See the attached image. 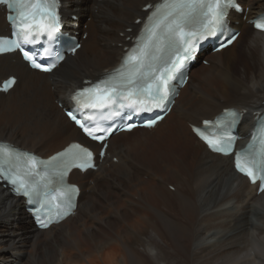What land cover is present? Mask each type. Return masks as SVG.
I'll return each instance as SVG.
<instances>
[{"label": "bare ground", "instance_id": "6f19581e", "mask_svg": "<svg viewBox=\"0 0 264 264\" xmlns=\"http://www.w3.org/2000/svg\"><path fill=\"white\" fill-rule=\"evenodd\" d=\"M61 1L66 30L87 35L74 57L49 75L29 70L16 54L0 57V81L17 79L0 94V141L42 158L71 142L98 152L62 108L83 80H97L119 63L141 26L134 21L147 15L142 7L156 2ZM238 2L244 12L229 19L240 34L220 53L198 55L208 67L195 75L191 67L168 115L140 135L130 137L133 129L111 136L109 157L96 172L70 174L68 183L80 188L74 217L39 231L24 200L0 184V264H264V191L257 195V187L234 172L232 156L210 153L190 130L230 108L243 113L238 133L246 136L256 114H264V34L247 24L264 13V0ZM8 33L0 9V36ZM170 182L173 192L165 191ZM50 245L58 257H33Z\"/></svg>", "mask_w": 264, "mask_h": 264}, {"label": "snow or ice", "instance_id": "6c2138e0", "mask_svg": "<svg viewBox=\"0 0 264 264\" xmlns=\"http://www.w3.org/2000/svg\"><path fill=\"white\" fill-rule=\"evenodd\" d=\"M57 2L58 0H8L7 6L15 12V16H9V20L19 22L24 42H32L35 33L46 32L48 38H52V34L59 29V17L55 11ZM233 3L234 0H160L149 15L143 34L121 67L105 80L78 91L73 99L86 110L103 109L109 104L119 103L121 98L132 101L129 107H134L137 103L152 102L156 107L163 108L168 99V82L173 78L172 74L182 67L183 53L189 51L196 39L222 27L224 9ZM255 26L264 29V22H256ZM4 45L20 47L16 41H0V51L4 50ZM25 58L43 71H51L55 67L54 64L43 67L27 53ZM100 93L104 95L101 96ZM120 106L124 107L123 104ZM68 115L92 139H104L103 136L95 135L72 112ZM227 116L229 119L225 126L231 127L236 123L238 114L230 111ZM83 119L92 121L94 116L89 115ZM204 123L212 124L210 121ZM221 123L216 121L214 127H220ZM154 124L155 121H151L147 126L152 127ZM196 131L214 150L225 153L231 150V137L215 141L203 131ZM259 135L260 147L250 144L246 152L237 153L235 166L252 183L259 181L260 191H264V129ZM5 160L8 161L7 166ZM91 160L92 153L78 144L71 145L48 161H37L27 153L10 152L0 146V176L17 185L16 190H23V194L30 200L41 195L55 199L52 194L59 193V203L55 207L60 209L66 205L70 209L74 207L72 196L75 189L63 184L64 177L73 166L90 167ZM59 214L58 212L57 215Z\"/></svg>", "mask_w": 264, "mask_h": 264}, {"label": "rangeland", "instance_id": "374dc122", "mask_svg": "<svg viewBox=\"0 0 264 264\" xmlns=\"http://www.w3.org/2000/svg\"><path fill=\"white\" fill-rule=\"evenodd\" d=\"M88 22V17H85L84 18V20H83V24H86ZM83 28L85 29V27H84V25H83ZM78 38H80L81 39V35H79V37ZM85 39H86V37H85ZM85 39H83V40H85ZM201 61H205L206 62V64L204 65ZM200 67H204V68H207L208 67V62L206 61V59H205V57H201L200 59H199V61H198V63L194 66V70H193V72H194V74L193 73H191V75H195V73L198 71V69L200 68ZM249 72V71H248ZM249 74H251L250 72H249ZM233 80L234 81H236L235 79H234V77H233ZM187 92H188V90H187ZM191 98V97H190ZM5 107H7L6 105H4ZM140 133H141V131H139V130H137V131H135V133L134 134H132L130 137H133V136H136V135H140ZM176 159V161L178 162V160L180 159L179 158V156L178 157H176L175 158ZM109 184V183H108ZM172 185V186H171ZM174 185V183H171L170 182V187H176V186H173ZM103 188V187H102ZM101 188V189H102ZM108 190V192L109 193H112V189H107ZM170 191V192H173V191H171L170 189H169V187L167 188V189H165V191ZM170 192H166V193H170ZM171 195V194H170ZM125 196H126V194H125ZM189 196V195H188ZM127 197V196H126ZM132 199V198H131ZM194 198H191V202L192 203H194L192 200H193ZM85 201V200H84ZM92 205L95 207L96 206V201H93L92 202ZM174 213H171L170 212V214H168L170 217H172L171 215H173ZM131 217L134 219L135 218V216L134 215H131ZM147 225H150V223H151V221L150 220H147ZM50 247V248H49ZM53 247V248H52ZM56 247L57 246H54V245H50V246H45V247H42V250H41V248H38L37 249V251L33 254V255H35V256H33V257H36L35 259H37L38 257V260H45L47 257H50L51 256V254L52 255H54L55 257H58V247H57V249H56ZM49 249H50V251H49ZM139 250H140V248H138ZM43 250H45V251H43ZM47 250H48V252H47ZM101 250V248H99V249H97V251H100ZM54 251H56L57 253H55ZM38 253H40V254H38ZM41 253H42V256H41ZM39 255V256H37V255ZM45 254V255H44ZM49 254V255H48ZM40 257H42V258H40ZM26 262V261H25ZM24 263V262H23ZM39 263V262H38ZM67 264H72V263H70V261L67 263Z\"/></svg>", "mask_w": 264, "mask_h": 264}]
</instances>
